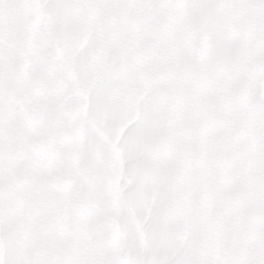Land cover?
I'll return each instance as SVG.
<instances>
[{
  "label": "snow or ice",
  "instance_id": "obj_1",
  "mask_svg": "<svg viewBox=\"0 0 264 264\" xmlns=\"http://www.w3.org/2000/svg\"><path fill=\"white\" fill-rule=\"evenodd\" d=\"M0 264H264V0H0Z\"/></svg>",
  "mask_w": 264,
  "mask_h": 264
}]
</instances>
